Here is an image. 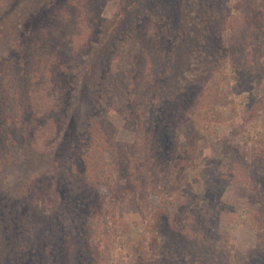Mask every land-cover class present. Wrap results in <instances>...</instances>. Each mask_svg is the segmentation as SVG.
Masks as SVG:
<instances>
[{"label": "rangeland", "instance_id": "rangeland-1", "mask_svg": "<svg viewBox=\"0 0 264 264\" xmlns=\"http://www.w3.org/2000/svg\"><path fill=\"white\" fill-rule=\"evenodd\" d=\"M6 62L0 264H264V0H0Z\"/></svg>", "mask_w": 264, "mask_h": 264}, {"label": "trees", "instance_id": "trees-1", "mask_svg": "<svg viewBox=\"0 0 264 264\" xmlns=\"http://www.w3.org/2000/svg\"><path fill=\"white\" fill-rule=\"evenodd\" d=\"M36 52H32V56L31 58L27 59V69H26V74L28 77L27 80V85H36L35 80L32 81V79H30L31 77H33L35 75V62L36 59ZM32 62H34V68H33V64ZM7 63V64H6ZM6 67H4V69L2 70V77L0 80V102L2 103V108L4 110V112L6 114L12 115V116H16L15 112L19 111V112H24L26 109H31L32 111H38L42 110L43 108H45V103L43 100H41L38 96L37 93L35 92V88L33 90V92H35L34 96H33V100L32 97L30 100L29 104H20L19 101V94H18V88L19 86H23L24 84H22V80L20 79V76L22 75V73H19V71L17 70V66L16 65H9L8 62H6ZM22 78V77H21ZM31 81V82H30ZM45 112V111H44ZM22 116V115H20ZM195 120V118H193ZM38 136V133H36ZM87 161L89 163V165L91 166L92 172L95 170V167L97 165V163L100 165V161H98L97 157H95V155H90L87 157ZM94 167V168H93ZM94 174V173H93ZM98 176V174H97ZM99 178V176H98ZM105 182V180L103 181ZM146 202H149V198H146ZM145 205L146 203H140L139 204V209L141 211H143L145 209Z\"/></svg>", "mask_w": 264, "mask_h": 264}]
</instances>
